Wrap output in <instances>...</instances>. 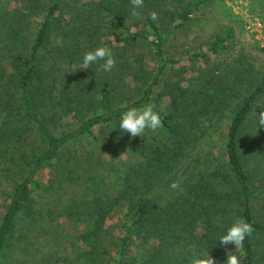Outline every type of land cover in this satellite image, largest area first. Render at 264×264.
Returning a JSON list of instances; mask_svg holds the SVG:
<instances>
[{"label": "trees", "instance_id": "obj_1", "mask_svg": "<svg viewBox=\"0 0 264 264\" xmlns=\"http://www.w3.org/2000/svg\"><path fill=\"white\" fill-rule=\"evenodd\" d=\"M213 1L144 0L139 18L130 15L131 0L0 3V179L11 182L0 218V264L5 248L13 246L18 221L35 212L34 189L50 199L54 224L50 229H59L58 216L73 226L85 223L77 235L81 244L71 242L76 254L73 264H134L129 247L150 242L153 250L141 264H190L193 256L208 253L224 262L232 245H219L218 237L237 219L253 228L240 247L242 264H264V214L260 220L253 207L257 198L264 200V127L256 124L257 113L264 109V72L244 59L243 70L228 72L227 80L210 72V77L200 76L186 85L164 81L161 93L168 106L158 112L161 127L129 143L127 150L137 161H126L114 194L106 184L108 161L100 160L97 151L81 154V159L66 155L71 143L99 140L106 131L117 141L130 138L119 133L121 113L156 104L161 95L154 97L155 88L167 66L175 63L165 58L163 44L200 7ZM152 12L172 22L167 35L150 19ZM40 14L44 15L33 28L32 18ZM145 27L153 39H147ZM110 34L113 40L102 39ZM232 36L231 28L217 36L211 52L226 49ZM121 45H141L154 54L155 70L150 77L143 76L137 97L117 103L109 75L94 73V64L87 74L77 68L71 86L55 87L61 64L81 63L86 51L99 46L113 50ZM224 108H230L231 115L223 156L199 166L202 155L197 151L194 165H186L209 122L222 118L218 114ZM179 166L185 167L180 175ZM48 167L55 174L45 184L37 176ZM172 183L179 188H171ZM62 188L75 194L66 203L61 201L66 196L59 193ZM116 210L120 211L117 221L107 223ZM61 260L56 253L43 264Z\"/></svg>", "mask_w": 264, "mask_h": 264}, {"label": "rangeland", "instance_id": "obj_2", "mask_svg": "<svg viewBox=\"0 0 264 264\" xmlns=\"http://www.w3.org/2000/svg\"><path fill=\"white\" fill-rule=\"evenodd\" d=\"M3 1L0 0V3ZM79 1L87 2L90 0ZM64 9L67 12L69 7H65ZM43 15L40 14L38 17L35 16L32 18L35 21L33 28L37 27ZM65 17L67 18V14H65ZM155 21L162 35H167L172 27V22L160 16H157ZM103 28L104 32L109 33L107 28ZM229 28L233 30V36L228 42V47L216 53L211 52L210 49L214 45L215 38L217 36H223ZM143 31L147 39H153L150 29L145 27ZM102 39L113 40L114 37L110 34L109 36H103ZM58 40L54 36L53 41L58 42ZM263 48V2H259V0H214L200 7L197 12L192 14L189 22L170 35L163 44L165 58L175 60V63L167 66L160 80V85L155 88L154 97L157 94L161 95L156 101V104H153L155 105V110L157 112L164 111L168 106V98L161 93L164 81L169 83L180 82L182 85H186L188 81L196 80L200 76H202V79L210 77V72L213 75H219L222 79L227 80L228 72L231 74L234 69L243 70V59L251 63L256 71L264 72ZM112 52L116 60V65L111 72L106 74L109 75L112 86L115 87L113 88L114 99L117 103L125 104L139 95L143 76L150 77L148 74L154 72L156 61L153 51L141 45H127L124 47L121 45V47L113 48ZM194 54H200L202 56L189 59V56ZM60 66L61 68H59L55 82V87L59 89L62 86L67 87L72 85L71 81L75 78L73 74L77 73L76 71L80 69L81 63H63ZM80 70H84V74H87L85 72L87 69ZM93 70L96 74L105 73L100 69L99 64H94ZM220 114L222 118L209 122L206 135L200 140V146L193 149L191 157L186 161V165L188 163L191 166L194 165L193 154L197 151L199 155L203 156H201L198 162L199 166L202 165L201 163H204L205 166L209 164L207 161H215L223 156L231 110L230 108H224L218 115ZM95 132L98 137L102 135L99 133V130ZM108 132L110 131H106L99 140L83 139L71 143L66 150V155L68 157L75 155L81 159V154L89 155L97 151L100 160L108 161L106 168H109L108 174L110 176H107L106 184L110 187V193L114 194V190L120 186L118 176L123 171L126 161H132L134 159L137 161V157L127 150V146L131 142L135 144L134 141L138 137H124L117 141L113 138V134ZM146 134L152 135L153 132L147 131ZM108 138L111 139L107 140ZM112 141H117V143ZM106 146L108 147L107 149L105 148ZM112 156H114L113 161ZM117 162L119 163V167L115 169ZM112 163L115 166H112ZM184 168V166H179L178 175L182 174ZM197 168L199 167L197 166ZM53 174L55 172L52 171V168L48 167L41 171L37 178L41 182L48 184ZM10 185L9 178L0 179V218L8 203ZM59 193L66 195L62 198V203H66L72 195H75L70 190H67V188H62ZM32 195L35 200V212L18 221L14 228L13 246L5 248L4 254L6 259L3 257L1 261L4 264H8V262L9 264H43L48 258H54L55 254L58 253L62 259L59 264L65 261H69L71 264L76 263V254L73 252L71 242L81 244L77 235L78 230H81L85 226V223L79 221L76 222V225L79 224L78 226H73L64 216H58L59 224L56 223L55 227L59 229L55 232L49 228L50 225H54L50 221V211L52 209L50 199L39 189H34ZM253 207L255 209V215L258 218L263 217L264 200L257 198L253 201ZM119 210L124 209L122 207ZM119 210L114 212L107 223L117 221V217L120 216ZM56 215H59V213ZM234 247L232 245V248L229 250L232 251L230 255H237L240 264H242V251L240 248L234 249ZM152 250L153 242H150L148 246L144 247L133 244L129 247L128 257L130 256L131 259L135 260L134 264H141L143 257L150 254ZM213 259L216 261V264H224V262H221L217 258Z\"/></svg>", "mask_w": 264, "mask_h": 264}, {"label": "clouds", "instance_id": "obj_3", "mask_svg": "<svg viewBox=\"0 0 264 264\" xmlns=\"http://www.w3.org/2000/svg\"><path fill=\"white\" fill-rule=\"evenodd\" d=\"M144 7V0H131L130 15L133 18H139L140 10ZM150 19L155 21L157 14L152 12ZM99 64L100 69L109 73L116 65L113 52L108 46H99L91 51H86L81 60L80 69H89L91 65ZM162 124L160 114L155 110V105L147 104L142 108L131 107L123 111L119 117L118 130L121 135L128 134L130 138L141 137L147 131L156 132ZM256 124L258 128L264 127V109L257 113ZM171 188L178 189L177 183H172ZM253 231L252 225L243 219L235 220L228 227L219 239V245H234V249L242 246L246 237ZM232 251L226 253L224 264H240L237 255H229ZM190 264H216V261L209 255L193 256Z\"/></svg>", "mask_w": 264, "mask_h": 264}]
</instances>
